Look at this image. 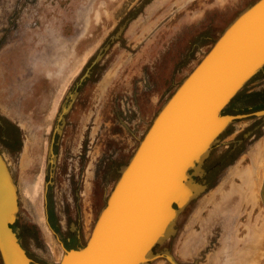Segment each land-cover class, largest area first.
Wrapping results in <instances>:
<instances>
[{
  "label": "rangeland",
  "instance_id": "obj_1",
  "mask_svg": "<svg viewBox=\"0 0 264 264\" xmlns=\"http://www.w3.org/2000/svg\"><path fill=\"white\" fill-rule=\"evenodd\" d=\"M255 1L0 0V102L10 110L8 116L0 108V155L17 194L11 229L31 264L59 262L63 251L50 229L65 249L85 243L119 171L160 107L227 24ZM57 42L69 55L55 62ZM104 45L109 47L89 77L75 88ZM263 72L264 66L237 91L222 114L264 109V90L259 91ZM60 81L67 83L60 88L56 109L39 137L30 121L48 112L55 82ZM260 82L264 84V78ZM32 87L38 93L35 101L28 99ZM71 91L76 95L63 116L60 133L54 136L55 159L49 165L47 147L55 117ZM25 123L33 131L24 128ZM257 144L262 195L264 117L249 115L230 123L212 144L199 172L191 176L203 191L177 213L171 232L152 249L153 254L168 253L178 264H225V255L219 252L227 217L220 214L217 228L212 216L209 221L211 198H219V187L226 191L231 182L239 183L230 171L250 166ZM21 172L40 175L36 202L41 221L39 216H28L23 207ZM46 182L50 184L44 193ZM260 195L255 216L264 214ZM147 264L170 263L160 257Z\"/></svg>",
  "mask_w": 264,
  "mask_h": 264
},
{
  "label": "water",
  "instance_id": "obj_2",
  "mask_svg": "<svg viewBox=\"0 0 264 264\" xmlns=\"http://www.w3.org/2000/svg\"><path fill=\"white\" fill-rule=\"evenodd\" d=\"M108 47L104 45L97 52L74 83L75 88L89 77ZM263 66L264 0H257L227 24L160 107L119 171L85 243L65 249L50 229L63 251L57 264H146L160 257L178 264L168 253L153 254L152 249L171 232L177 213L203 191V186L191 183V176L217 137L237 119L264 117V109L251 114H222L237 91ZM66 95L69 101L59 107L48 142L49 165L55 159L54 136L60 133L76 92ZM43 203L45 213L44 195ZM16 210L15 187L0 157L1 264H31L11 229Z\"/></svg>",
  "mask_w": 264,
  "mask_h": 264
},
{
  "label": "bare ground",
  "instance_id": "obj_3",
  "mask_svg": "<svg viewBox=\"0 0 264 264\" xmlns=\"http://www.w3.org/2000/svg\"><path fill=\"white\" fill-rule=\"evenodd\" d=\"M61 44H62V42H59V43L57 42L56 45H55L56 52H57L56 53L57 55L54 54V56H53V57L56 58L55 62H58L59 58H61V56L65 60V56L69 55L66 52L68 49L65 47V49L63 51L62 50L63 44L62 45ZM53 61H54V58H53ZM67 80H69V79H67ZM66 83H67V81L65 83H64V81H60L59 84L55 82L56 85L54 87V90H55L54 99L50 103V107H49L50 109L43 116V118L37 119V120L34 119V121H32V123L34 124V125H32V127H33L34 131L37 132V135L39 137H40L41 133L44 131V129L47 128V125H46L47 121L48 122L50 121V118L52 117V115H53V113H54V111L56 109V99L59 97V93L58 92H59L60 88L62 86H64ZM37 94L30 95L28 99L31 98L30 99L31 101L32 100L35 101L36 98L38 99ZM41 98H42V96H41ZM1 104L2 103L0 102V108L2 110H4L5 106L1 105ZM5 111L9 112L10 110L6 109V110H4V112ZM27 126H28V124L26 123V128H28ZM29 127H31V124H30ZM33 129L32 130L29 129V130L33 131ZM252 153H253V155H250L251 156V158H250L251 159V161H250L251 165L250 166H248V165H246V166L239 165V166H235L230 171V175L233 176V177H236L239 180V183L237 184V183L231 182L229 184L230 186H228V190H226V191L222 190V187H219L221 189L218 188L219 190L218 189L216 190V193L219 192V198H216V197L211 198V203H212L213 208L210 210V215H209L208 219L210 221V217L211 216L213 217L212 222H213V225L216 226L215 228H217V226H218V225H216V224H218L217 221L219 219H222L220 214L226 213V217H227L228 213H230L231 211L235 212L236 210H239V209L244 211L245 207L249 208V213H250V211L257 204V200H258V197L260 195V190L262 191V189H263V186L260 188V182H261L260 179L262 178V177L260 178V176H261L260 175V161H261V158H262V157H260V144H257V146L254 147V149L252 150ZM0 157H1V155H0ZM1 159H2V157H1ZM48 162L49 163L51 162L50 158H49ZM201 164H202V162H201ZM201 164H199L197 166L196 174L199 172V166ZM5 166H6V164H5ZM7 171H8V169H7ZM32 172H33V170H32ZM10 179H11V177H10ZM191 179H192V177H191ZM40 180H41L40 179V175H39V177L38 176L35 177V175L30 174V173L29 174L25 173V172H21L20 173L19 186H20L21 202L23 204V207H24V209H25V211H26L28 216L35 217V218H37L39 216V219L41 218V216H40L39 208H38V205H37V202H36V200H37L36 197H37L38 191L40 190L39 185H42ZM191 181H192L191 183L196 184L193 179ZM11 182H12V180H11ZM187 184H188V182H187ZM220 186H222V184ZM187 187L190 189V186H187ZM236 198H237V200H236ZM234 200H236V202H234ZM229 206H231L230 207L231 209L229 208ZM257 207H258V204H257ZM257 209L259 210V208H257ZM262 213L263 212L258 213L259 217H258V215L255 216V218H254L255 219V225L253 227H251V229H250L251 233L255 234V236L257 238V243H256V246H255V251L256 252H258V251L260 252V249L264 251V220H263L264 219V214L262 215ZM41 220L42 219H40V221ZM206 222L203 221L202 225L205 226ZM223 223H225V220L223 221ZM224 235L226 236V234H224ZM225 236H223V237H225ZM224 243L225 242L223 241V244H222L223 245V250L222 251L226 250V248L224 246ZM186 245H184V248L188 247ZM183 251H184V254H187L186 253L187 251H185V250H183ZM251 264H264V255L262 257H260V253H259V255L257 256V260L256 259L253 260Z\"/></svg>",
  "mask_w": 264,
  "mask_h": 264
},
{
  "label": "flooded vegetation",
  "instance_id": "obj_4",
  "mask_svg": "<svg viewBox=\"0 0 264 264\" xmlns=\"http://www.w3.org/2000/svg\"><path fill=\"white\" fill-rule=\"evenodd\" d=\"M0 86H2L1 81ZM30 93V95L35 94V88H33ZM67 102L68 101H66V103ZM3 113L10 116L8 111H5ZM32 121L33 120H31L30 123H32ZM22 125L24 126V128L26 127V123ZM29 126L30 124L28 123L27 129H30ZM260 196L261 197L259 205L264 210V191ZM256 212V207H254L250 211V213L248 207H245L244 211L241 209L236 210V212L231 211L230 213H228L225 223H222V226L224 225V227H226V231L224 232L226 236L224 234L221 235V237L225 236L221 238V244H223V241L225 242L224 246L226 250H220L219 253H221V257H224L223 255H225V264H251L253 260H257V256L259 255V253L260 257L264 255V251L261 249L260 252L255 251L257 238L255 234H252L250 231L251 227L255 225L254 218ZM217 222L218 224L216 225L220 226L221 219H219ZM215 257L217 258V255Z\"/></svg>",
  "mask_w": 264,
  "mask_h": 264
},
{
  "label": "crops",
  "instance_id": "obj_5",
  "mask_svg": "<svg viewBox=\"0 0 264 264\" xmlns=\"http://www.w3.org/2000/svg\"><path fill=\"white\" fill-rule=\"evenodd\" d=\"M260 77L261 78L259 79V91L264 90V84H263V82H260L264 78V72L262 73V75ZM2 112H4V110H2Z\"/></svg>",
  "mask_w": 264,
  "mask_h": 264
}]
</instances>
